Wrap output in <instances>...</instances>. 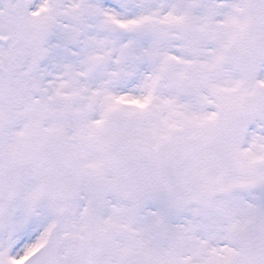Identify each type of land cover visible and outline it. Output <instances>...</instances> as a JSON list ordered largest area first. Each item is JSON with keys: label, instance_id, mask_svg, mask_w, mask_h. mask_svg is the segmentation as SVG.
Instances as JSON below:
<instances>
[{"label": "snow or ice", "instance_id": "1", "mask_svg": "<svg viewBox=\"0 0 264 264\" xmlns=\"http://www.w3.org/2000/svg\"><path fill=\"white\" fill-rule=\"evenodd\" d=\"M0 264H264V0H0Z\"/></svg>", "mask_w": 264, "mask_h": 264}]
</instances>
